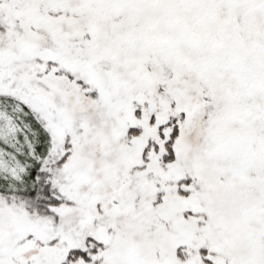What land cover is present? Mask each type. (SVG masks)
Segmentation results:
<instances>
[{"label":"snow or ice","instance_id":"snow-or-ice-1","mask_svg":"<svg viewBox=\"0 0 264 264\" xmlns=\"http://www.w3.org/2000/svg\"><path fill=\"white\" fill-rule=\"evenodd\" d=\"M0 264H264V0H0Z\"/></svg>","mask_w":264,"mask_h":264}]
</instances>
